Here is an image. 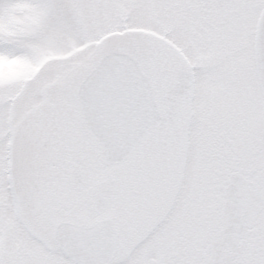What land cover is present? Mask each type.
<instances>
[{"label":"snow or ice","instance_id":"1","mask_svg":"<svg viewBox=\"0 0 264 264\" xmlns=\"http://www.w3.org/2000/svg\"><path fill=\"white\" fill-rule=\"evenodd\" d=\"M0 264H264V0H0Z\"/></svg>","mask_w":264,"mask_h":264}]
</instances>
